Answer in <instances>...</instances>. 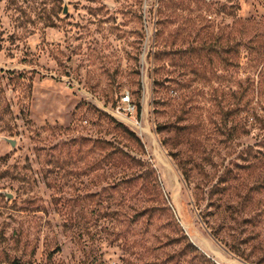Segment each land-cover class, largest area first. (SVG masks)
Listing matches in <instances>:
<instances>
[{
	"label": "rangeland",
	"instance_id": "rangeland-1",
	"mask_svg": "<svg viewBox=\"0 0 264 264\" xmlns=\"http://www.w3.org/2000/svg\"><path fill=\"white\" fill-rule=\"evenodd\" d=\"M0 264H264V0H0Z\"/></svg>",
	"mask_w": 264,
	"mask_h": 264
},
{
	"label": "built area",
	"instance_id": "built-area-1",
	"mask_svg": "<svg viewBox=\"0 0 264 264\" xmlns=\"http://www.w3.org/2000/svg\"><path fill=\"white\" fill-rule=\"evenodd\" d=\"M122 100L124 103H126L128 110H130V111L136 110V104L134 102H132L129 94L124 95L122 97Z\"/></svg>",
	"mask_w": 264,
	"mask_h": 264
},
{
	"label": "trees",
	"instance_id": "trees-1",
	"mask_svg": "<svg viewBox=\"0 0 264 264\" xmlns=\"http://www.w3.org/2000/svg\"><path fill=\"white\" fill-rule=\"evenodd\" d=\"M139 108H140V107H139ZM184 174L188 177V172H187L186 170L184 171ZM222 189H225V187L222 188ZM212 191H213V192L220 191V188H217V187H216V188L212 189Z\"/></svg>",
	"mask_w": 264,
	"mask_h": 264
},
{
	"label": "water",
	"instance_id": "water-1",
	"mask_svg": "<svg viewBox=\"0 0 264 264\" xmlns=\"http://www.w3.org/2000/svg\"><path fill=\"white\" fill-rule=\"evenodd\" d=\"M11 143H13V142H11Z\"/></svg>",
	"mask_w": 264,
	"mask_h": 264
}]
</instances>
